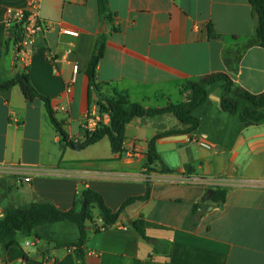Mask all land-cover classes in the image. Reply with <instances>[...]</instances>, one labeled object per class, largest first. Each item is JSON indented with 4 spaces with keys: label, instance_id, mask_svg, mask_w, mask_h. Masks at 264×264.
Masks as SVG:
<instances>
[{
    "label": "crops",
    "instance_id": "1",
    "mask_svg": "<svg viewBox=\"0 0 264 264\" xmlns=\"http://www.w3.org/2000/svg\"><path fill=\"white\" fill-rule=\"evenodd\" d=\"M107 1L110 18L99 13L97 0H40L47 29L24 59L8 38L13 25L7 24V9H26L28 0H0V82L26 71L50 99L68 138H84L85 116L108 122L98 110L100 94L163 107L186 100L188 82L217 73L253 94L264 91V48L249 0ZM103 35L98 92L87 66ZM72 77L69 99L65 82ZM224 83L205 85L207 98L192 112L198 119L194 131L156 139L160 161L150 164L154 170L147 165L148 141L187 127L173 114L133 118L121 153H112L107 137L75 150L63 143L41 99L27 100L18 84L0 90V216L8 207L39 200L68 210L83 188L99 192L117 211L149 187L147 198L126 204L113 224L105 226L93 209L82 257L57 244L79 237L77 225L62 220L28 224L14 242L1 239L0 264H264V123L246 124L238 113L224 111ZM244 101L239 109L249 104ZM202 137L211 148L199 145ZM159 162L171 171L159 172ZM215 187L227 189L225 201H203ZM140 216L145 236L131 225Z\"/></svg>",
    "mask_w": 264,
    "mask_h": 264
},
{
    "label": "trees",
    "instance_id": "2",
    "mask_svg": "<svg viewBox=\"0 0 264 264\" xmlns=\"http://www.w3.org/2000/svg\"><path fill=\"white\" fill-rule=\"evenodd\" d=\"M99 13L106 18H110L107 0H97ZM254 15L257 18L255 27V35L258 44L264 48V0H249ZM12 39L14 43L20 39L19 36V23H15L11 27ZM209 35L214 36V32L209 28ZM105 47V36L98 38L95 52L93 53L88 66L87 75L90 79L91 85L100 92L101 85L97 82L96 69L100 58L103 55ZM224 80V95L221 97V107L224 111L229 113H238L240 120L246 124H259L264 123V91L261 93L253 94L247 90L233 86V82L222 73L211 74L202 77L197 81L188 82L185 89L189 90L186 100L174 104L168 103L163 107L145 108L140 103L132 102L126 95L118 94L115 96H105L100 94L98 100V110L100 115L106 113L109 117L108 122L98 121L94 130L86 132L82 140L68 138V135L63 130V121L57 119L55 111L52 108L50 99L47 96L40 94L32 85L28 73L18 72L12 78L5 82H0V90L8 89L13 85L18 84L25 98L33 101L39 98L43 101L47 114L51 123L54 125L58 133L62 137L63 143L68 147L80 150L86 146L93 144L104 137H107L110 143L112 153H121L124 151V141L126 139L125 128L133 118L136 117H150L154 115L171 113L183 125L187 126L183 130H169L162 134L153 136L148 141V158L147 165L149 170H154L151 167L154 161H160L159 155L155 149V142L161 135L175 134L179 132L190 133L198 126V119L193 115V110L201 105L207 98V90L205 85L214 82L215 80ZM246 100L249 104L238 108L239 100ZM160 163L159 172H170L171 170ZM149 183V182H148ZM227 189L224 187H215L210 196V200L217 204L225 201ZM149 194V187L144 196L130 197L117 211H112L104 202L102 195L91 189L83 188L75 201L72 208L68 210L58 209L54 204L48 200L32 201L19 206H11L5 210V213L0 216V240L9 238L11 242L15 241L16 234L23 230L28 224L35 226L44 225L47 223L68 220L77 225L79 228V237L77 241L71 242H58L59 246L73 247L78 256L82 257L84 254L83 246L86 242V222L92 220L93 209L98 208L99 217L103 220V224H113L124 206L137 199H145ZM76 202H79L80 207H76ZM198 205H193L190 216L196 214ZM133 228L138 231L142 236H145L144 221L140 216L131 222ZM25 259L27 256L24 257Z\"/></svg>",
    "mask_w": 264,
    "mask_h": 264
},
{
    "label": "built area",
    "instance_id": "3",
    "mask_svg": "<svg viewBox=\"0 0 264 264\" xmlns=\"http://www.w3.org/2000/svg\"><path fill=\"white\" fill-rule=\"evenodd\" d=\"M39 5L40 0H28V6L26 9L15 10L12 8L7 9L8 25H14L15 23H19V36L20 39L16 43V53L19 56H22L24 59H27L31 53V47L34 43L35 37L44 32L47 29L46 23L40 18L39 15ZM64 33L69 35H77L76 31L73 30H63ZM77 65H74L73 72L76 73ZM73 77L70 80L65 82L66 93L68 98H72L73 95ZM98 121H103L101 118H95L90 115L85 116L83 118V126L86 129V132H91L94 130ZM105 122V121H103ZM198 143L200 146L204 148H211V144L204 138H198ZM16 169V168H15ZM17 170V169H16ZM25 181H29L30 177L27 176L24 178ZM182 180L186 182H196L198 179L195 178H182Z\"/></svg>",
    "mask_w": 264,
    "mask_h": 264
},
{
    "label": "water",
    "instance_id": "4",
    "mask_svg": "<svg viewBox=\"0 0 264 264\" xmlns=\"http://www.w3.org/2000/svg\"><path fill=\"white\" fill-rule=\"evenodd\" d=\"M186 134H175V135H172L171 137H174V138H182V137H185ZM214 191L213 188H208L205 195H204V198H203V201L205 200H208L212 194V192Z\"/></svg>",
    "mask_w": 264,
    "mask_h": 264
},
{
    "label": "rangeland",
    "instance_id": "5",
    "mask_svg": "<svg viewBox=\"0 0 264 264\" xmlns=\"http://www.w3.org/2000/svg\"><path fill=\"white\" fill-rule=\"evenodd\" d=\"M245 101H246V100H245ZM245 101H244V102H245ZM245 103H246V102H245ZM194 115H195V114H194ZM7 185L10 186L9 182H7ZM18 186H19V185H18Z\"/></svg>",
    "mask_w": 264,
    "mask_h": 264
}]
</instances>
